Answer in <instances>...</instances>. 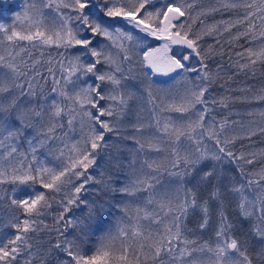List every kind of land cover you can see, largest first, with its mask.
Returning <instances> with one entry per match:
<instances>
[{
	"label": "snow or ice",
	"instance_id": "snow-or-ice-1",
	"mask_svg": "<svg viewBox=\"0 0 264 264\" xmlns=\"http://www.w3.org/2000/svg\"><path fill=\"white\" fill-rule=\"evenodd\" d=\"M207 3L208 6L204 0H25L22 8L15 10L13 0H0V17L11 13L10 24L0 23V45L4 46L0 52V208L6 209V227L13 230L0 240V264H52L53 259L56 264H264V148L244 151L246 146L242 145L239 153L233 150L237 141L264 137V109L248 108L230 112L220 120L209 119L217 106L226 109L236 103L264 104V86L254 92L250 87L226 90L247 93L243 96L207 98L220 70L218 65L213 73L208 61L223 57L224 44L228 45L230 62L235 56L232 67L237 73L255 77L257 67L264 68V0ZM49 10L54 11L51 22L45 14ZM216 13L229 14V18L207 24L206 18ZM121 19L165 41L162 49L166 71L176 72L180 76L177 84L182 85L159 102L148 86L147 105L151 108L140 105L131 125L138 135L131 137L122 135L120 125L133 112L131 102L140 97L123 90L127 79L123 65H131L132 61L131 50L124 42L132 41L133 36L112 28ZM224 36L228 39L221 43ZM96 37L111 41L123 53L122 58L106 54L105 44L93 47ZM205 37H215V44L203 48ZM21 42L26 43L21 46ZM170 44L185 46V54L181 58L168 56ZM53 45L65 50L80 47L90 57L84 53L65 57L60 53L59 59L49 56L45 60V49ZM237 48L241 50L234 51ZM32 50L40 51V56L33 58ZM160 51L150 49L143 54L144 62L156 72L161 68L151 53ZM88 59L92 62H86ZM194 60L198 67H187ZM45 64L47 76L41 72ZM101 64L108 65L109 70L101 73ZM133 70L127 69L129 74ZM49 76L52 93L61 98L59 102L53 99L50 105L47 97L39 98L36 91L40 80L47 82ZM86 77L95 79L87 83ZM106 84L111 85L107 92ZM69 86L74 89L72 93L67 90ZM22 101L28 106L22 107ZM102 101L107 105L102 106ZM197 106H201L199 110ZM145 111L148 116L140 114ZM173 113L179 114L180 121L185 116L189 119L177 123ZM232 115L239 119H230ZM65 117L70 131H75L77 121L80 124V139L71 146L62 123ZM229 131L234 133L230 137ZM108 134H113L111 141ZM206 138L215 142L214 151L201 147ZM128 140L134 148H127ZM184 141L191 150L181 147ZM54 143L63 147L58 149V155L49 150L48 155L53 156L49 166L37 156V150ZM102 152L108 155L106 165L100 164ZM161 153L163 159L154 158ZM223 160L235 164L243 178L239 184L232 179L224 183L225 177L217 167ZM97 166L122 172L121 186L113 187L119 181L109 172L102 171L100 179L89 175L88 170ZM162 172L175 178L170 180L174 188L161 190ZM29 182H39L44 189L63 195L55 201L62 208L54 217V230L60 235L48 249L34 244L30 233L42 228L53 230L39 219L42 209L51 207L49 197L39 192L26 199L17 198V186ZM90 182L98 186V199L91 202L80 196ZM4 186H11V192L4 191ZM201 189L206 196L200 195ZM117 192L127 200L117 203L122 216L115 230L101 237L92 255L83 254L79 241L94 232L108 214L109 201L104 197ZM144 193L147 198L139 199ZM229 198L236 202L243 220L250 222L246 231L226 214L225 201ZM212 205H216L217 215L214 242L190 238L195 232L187 229L185 221L198 215V229L206 230ZM73 206L82 215L66 218ZM69 228L78 233L72 239L67 238Z\"/></svg>",
	"mask_w": 264,
	"mask_h": 264
},
{
	"label": "trees",
	"instance_id": "trees-1",
	"mask_svg": "<svg viewBox=\"0 0 264 264\" xmlns=\"http://www.w3.org/2000/svg\"><path fill=\"white\" fill-rule=\"evenodd\" d=\"M160 2H162V0H160ZM205 6H208L207 0H204ZM160 6V3H157V7ZM229 18V14H224L221 15L220 13H216V14H212L209 15L206 18V23L207 24H212L216 21L222 20V19H228ZM197 29L200 27L199 24H197ZM228 39L227 36H224L221 40V43H224L226 40ZM216 40L215 37H205V39L202 42V47L203 48H207L208 45H213L215 44ZM241 44H244L245 47H247L248 45L246 44V42L244 40L240 41ZM157 44V42L155 41V39L151 40V43H149L148 47H153ZM3 48L2 45H0V51ZM224 48H225V54L223 55V57L220 56H216L213 59H211L210 61H208V68L213 72L216 73L217 72V66H220V70L218 72V78L216 80V82L212 85L211 87V91L209 96L207 97L208 99H219L221 96H228V95H234V96H243V95H247V93H241V92H236V91H232V92H228L226 90H236V89H242V88H252L253 92L256 91V89L264 86V75H261V73H264V68L261 67H257V74L255 75V77L252 76L251 73L245 74V73H237V70L235 67H232V62L235 61V56L233 55L232 57V61L230 62L229 60V54H228V45L224 44ZM73 48H69L67 50L63 49V48H56L55 45L50 46L49 48L45 49L44 51V59L46 60L49 56H52L54 59H59L60 58V53H64L65 57L68 56L69 51H72ZM130 54L132 55V62H135V64L133 65H129L127 63H125L123 65V68L125 69V73L124 75L127 77L126 80L123 81L125 88L123 89L124 91H128L129 86L132 85L137 93L140 95L141 98L144 97L145 99V103H144V107L146 109L151 108L150 105H147V90H148V86L151 85V90L154 94V96L157 97V102H159V99L164 97L166 94V91L164 89H166L167 87L171 86L172 84L177 83L178 80H180V76L179 75H175L173 77L172 80L166 82V83H156L150 79H148L147 74H137L138 73V67L136 66V64H140L141 65V72L143 73V68H142V58H141V54L138 50H134L132 47L129 48ZM174 49L172 47H170V54L173 56H176L177 58H180L181 55L180 53H175L173 51ZM241 49L237 48L234 51H240ZM33 51V58L39 57L40 56V51L38 50H32ZM119 56L120 58H122L123 53L119 52ZM129 67H132L134 70L129 74L127 69ZM187 67L192 68V67H198V63L194 60L190 63H188ZM42 75L47 76V65L45 64L42 69H41ZM56 75L57 77H59L60 73L58 70V66H57V71H56ZM191 76V78L194 80L195 77L192 76V74H189ZM229 77H234L233 79H229ZM40 87H38L36 89L37 93H38V97L43 99L45 98V96L47 94L52 93V80L51 77L49 76L47 82H45L44 80H40L39 82ZM128 88V89H127ZM107 88L104 89V91ZM16 95H19L18 92L15 93ZM60 98V97H59ZM27 99V98H25ZM61 100V98H60ZM22 103V107L23 106H28L25 104V102H21ZM101 105L103 106V102H101ZM201 107V106H199ZM248 108H252V109H264V104H260L258 102H253L252 104L248 105V104H241V103H236L235 105L230 106L229 108H223L222 106H217L215 108L214 111H212L211 115H210V119L212 117H215L216 120H220L222 118H224L225 116H228V114L230 112H236V111H244ZM200 109V108H199ZM198 109V110H199ZM148 112H147V116H148ZM171 115H176V121L177 123H181L182 121H180L178 119L179 114H171ZM258 118V117H257ZM230 119L232 120H236L239 119V117L232 115L230 117ZM245 119H247V117H245ZM127 118L126 116L123 118V123L120 125L121 128V132L122 135L124 137H131V134L136 135V133H134L132 127L128 126V123L126 122ZM62 123L65 124V128H64V132H71L68 128H67V117L64 118V120L62 121ZM29 135H31L32 133L29 132ZM63 133H58V135H62ZM234 133H232L231 131H229L228 135L229 137L231 135H233ZM113 134H108V140L111 141L113 139ZM139 138V137H138ZM249 143H252V147H247V145H249ZM212 145L214 147L215 150V142L212 141ZM244 145L246 147H244V151H254L260 148H264V137H261L259 135L255 136L252 138V141L250 142L249 140L245 139V140H240L237 141L235 143V146L233 148L234 151H236L237 153H239L241 151V146ZM63 147L62 144L59 143H54V144H50L48 147L46 148H42V149H38L37 151H40V154L38 155L39 157H41L43 160L49 162V166L51 165V162L53 160V156L48 155L49 150H54L53 151V155H58V149ZM135 145L132 143L131 140L127 141V148L131 149L134 148ZM212 150V151H214ZM163 154V153H161ZM160 154V155H161ZM100 156L102 157V159L100 160V164L101 165H106L107 161H108V155L106 152H102L100 153ZM156 158V157H154ZM161 159V158H159ZM218 169L222 171L225 180L224 183L228 184L229 180L232 179L235 181L236 184H239L241 182V180L243 179L240 174L239 171L236 169L235 164L233 163H229L228 160H223L219 165H217ZM256 167H259L258 165ZM207 170V169H205ZM246 171H252V168H246ZM102 171H106L109 172L112 175V178L116 181H119L118 183H115L113 185V187L115 188H119L122 184V182L124 181V174L122 172H116L113 169H108L107 167L101 168L99 166L97 167H93L90 168L88 170V174L92 175L95 179H100V174ZM168 175L167 172H162L161 176H160V184L163 185V181L164 179H166V176ZM105 179H107V176H105ZM169 179V177L167 178ZM171 179H175V178H171ZM194 183V181H193ZM191 186V185H189ZM19 190V194L17 196L18 199H26L29 195H35L39 192H44L50 199L51 202V207L49 209H42L43 215H41L39 217L40 220L43 221V224H46L49 226L50 229H53L51 231H49L48 229H41L40 232H33L30 233L31 238H32V242L34 244L39 245L40 247L44 248V249H48L49 247H51L52 245H54L57 242V237L60 235L57 231L54 230V217L56 215H58V213L60 211H62V208L60 207V205L58 203H56L55 201H59L63 198V195H57L53 192H51L50 190L44 189L42 184H40L39 182L36 183H32L29 182L27 185L24 186H17ZM97 185L94 182H90L87 186H86V191H83L80 196L82 199L87 200L89 202L98 199L97 197ZM4 191L7 192H11V186H4ZM67 191H70V189H67ZM2 194V193H0ZM200 195L206 196L207 192L204 189H201L200 191ZM145 196H147V193H144V195L142 197L139 198H143L145 199ZM105 200L109 201V204L106 205V208L110 207V210L108 212V214L99 222L97 223L96 227H95V231L91 232L88 236L83 237L82 240L79 241V243L82 246V253L85 255H92L95 251L96 248L99 246L100 242H101V237L104 236L107 231L109 226L112 224L113 221L118 220L121 216L122 213L119 211V209L117 208V203L122 201V200H127L126 197H121V195L117 192L115 194L109 193L108 196L104 197ZM225 212L226 214L229 216V218L232 220V222L234 224H236L238 227L242 224L243 225V230H247L249 227V221H244L243 218L240 216V212L239 209L236 206V202L232 199L229 198V200L225 201ZM132 206L135 207V202H132ZM86 211V209H85ZM20 218L23 219L25 218L23 216L22 213V209L20 210ZM82 215V212L79 208H77L76 206L72 207V211L71 213H69L66 218H68V216H76L79 217ZM35 219V217H34ZM201 221V217L198 215H192L189 216L187 218V220L185 221L186 227L189 230H192L195 232L196 235V231L198 230V224ZM8 223V216H7V211L6 209L0 208V240H4L6 239L8 236H10L13 232L12 229L6 227ZM217 224V215H216V205H212V215L210 218V223L207 227L206 232L214 229V227H216ZM61 228H63V225H61ZM199 231V236H194V238L196 237L199 240H204L205 236H207L206 234H202L203 231ZM78 233L75 229L69 228L67 230V238L68 239H72L74 236H76ZM79 235L83 236L82 233H79ZM237 235H240V232H237ZM64 237H61V239H63ZM55 255V253H54ZM60 259H64V255L60 254ZM52 264H56V260L53 259L52 260Z\"/></svg>",
	"mask_w": 264,
	"mask_h": 264
},
{
	"label": "rangeland",
	"instance_id": "rangeland-1",
	"mask_svg": "<svg viewBox=\"0 0 264 264\" xmlns=\"http://www.w3.org/2000/svg\"><path fill=\"white\" fill-rule=\"evenodd\" d=\"M13 3H15V5H16V9L15 10H20L22 8L23 4L25 3V0H13ZM45 14L49 17V22H51L52 17L54 16V11L49 10V11H46ZM0 23L10 24L11 23V13H6L4 17H0ZM112 28L113 29L120 28L123 32L130 33L133 36V40L132 41H125L124 43L126 44V46L128 48L132 47L134 50H138L140 52V54H141L143 73L141 72V65L137 63L136 64V66L138 67V73L137 74H147L148 79H150V80L153 79V80H157V81H161V82L162 81L168 82V81L172 80L173 77L177 74L176 72H167L166 71V60H165L166 54H165V52L162 49V45L165 43V41L163 39H158V38L153 37V36H148L146 33H142L138 28H136L134 24H128L126 21H124L122 19L118 20L116 23H114L112 25ZM95 39H96V43L93 44V47H98L100 44H105V45H107V47L105 49L106 54H111L114 57H116L119 54L120 50L117 47H115L114 45H112L111 41H106L102 37H96ZM152 39H155L157 44L155 46H153V47H151V46L148 47V45H149V43H151ZM24 43H26V42H21V46H23ZM170 47H172V46H169L168 51H167V55L168 56H173V55L170 54ZM3 48H4V46H3ZM3 48L1 49L0 52L3 51ZM172 48L174 49L173 51L175 53H180L181 57H182L183 54H185L186 50H184V49H181V48H178V47H172ZM150 49H161L160 52L151 53L152 56H155V57L158 58V61H159L158 67L161 68V71H159V72L153 71L151 65L147 64L146 62H144L143 54H144V52L149 51ZM82 53H84V50L82 48H80V47H76L75 49H72V51H69L67 57H73V56H76V55H81ZM84 55L90 57V54H88V53H84ZM86 62H92V60L88 59V60H86ZM133 64H135V62H132L131 65H133ZM98 68H99V71L101 73L109 70V66L106 65V64H101V65L98 66ZM94 79H95L94 77H91V78H87L86 77L85 78L87 83H91ZM97 83H99V82H97ZM83 86H87V84H85ZM178 87L182 88V85H178L177 83H175V84H172L171 86L167 87L164 90L166 91V93H169L170 90L171 91H175ZM105 88H107L105 90V92H107V91L110 90L111 85L106 84ZM67 90H68L69 93H72L74 91V89L71 86H69ZM128 91H132V92H136L137 93L136 89L132 85L129 86ZM45 97H47V103L49 105L52 103L53 99L57 100L58 102L60 101V98H59L58 94H56V93L47 94ZM137 97H140V95L138 93H137ZM102 102H103V106H106L107 103H108L107 101H102ZM131 103H132L133 112L126 115V118H127L126 122L128 123V126H130V127H131V125L133 123H135V120H136L135 113L139 109L140 105L144 106L145 99H144V97L143 98L140 97L138 99L133 100ZM199 108L200 107L197 106V109H199ZM140 114L142 116H147V111L141 112ZM176 117H177L176 115H172V118L174 120H176ZM191 118L194 119L195 116L193 115V117H191ZM188 119H189V117L185 116L182 122L186 123ZM145 122H147V121H145ZM74 129H75V131L69 132V138H68V141H67L69 146H71V144L74 141L80 139V135L81 134H80L79 121H77L75 123ZM133 135L134 134H131V136H133ZM136 135H138V134H136ZM23 147L26 148L27 146L24 145ZM181 147L182 148H189L188 142L184 141L183 144L181 145ZM201 147L202 148L207 147V149L209 151L214 150V147L212 145V140H208L207 138L205 139V141L201 145ZM189 150H191V149L189 148ZM39 154H40V151H37V156ZM163 157H164V154H161V155H159L156 158L157 159H159V158L163 159ZM39 158L42 159L41 157H39ZM168 177L169 176L167 175L166 179H164L163 185H161V190L164 187H167V186H171L173 188L176 186L174 184L170 185V180H172V179L170 177H169V179H167ZM146 198H147V196H145V199ZM139 199H141V198H139ZM141 200H143V198ZM117 221L118 220H115V221L112 222V224L108 228V231L110 229L113 230V231L115 230L116 225H117ZM215 229H216V227H214V229H212V230H210L208 232L203 231L202 234H206L207 236H205L204 240H202V241L200 240V242L201 243H203L205 241L214 242ZM198 230L196 231V235L197 236L200 235ZM108 231H107V233H108ZM196 237H195V239L198 238V237L197 238ZM190 238H194V236L190 237Z\"/></svg>",
	"mask_w": 264,
	"mask_h": 264
},
{
	"label": "water",
	"instance_id": "water-1",
	"mask_svg": "<svg viewBox=\"0 0 264 264\" xmlns=\"http://www.w3.org/2000/svg\"><path fill=\"white\" fill-rule=\"evenodd\" d=\"M170 46H173V47H179V48H181V49H184V50H186L185 49V46H182V45H172V44H170ZM153 80V79H152ZM154 82H156V83H166L165 81H157V80H153Z\"/></svg>",
	"mask_w": 264,
	"mask_h": 264
}]
</instances>
